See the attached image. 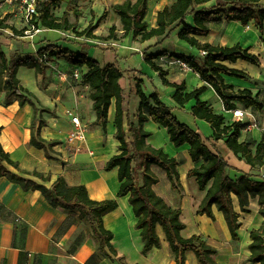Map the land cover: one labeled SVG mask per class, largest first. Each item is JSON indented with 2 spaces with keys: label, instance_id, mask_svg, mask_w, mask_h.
<instances>
[{
  "label": "crops",
  "instance_id": "0c3cea01",
  "mask_svg": "<svg viewBox=\"0 0 264 264\" xmlns=\"http://www.w3.org/2000/svg\"><path fill=\"white\" fill-rule=\"evenodd\" d=\"M60 4L52 8V15L60 19L67 15L68 23L76 22L75 31H83L90 23L95 24L103 11L111 5L122 4L125 0H59ZM176 0H147L144 22L147 29L156 28V15L169 8ZM215 6L210 1L204 8ZM200 8V7H199ZM198 8V9H199ZM73 12L80 13L76 19ZM216 22L207 24L206 36H195L200 44H210L219 47H232L239 45L242 49L257 58L256 65L237 60L235 63L223 62L225 66L239 70L246 75L245 79L223 76L225 84L232 86L233 92L248 90L252 97L264 106V30L260 34L254 22L246 27L236 21H228L222 16ZM0 20L2 26L14 28L23 35H16L7 27L0 28V52L6 59L18 56L21 59H38L37 52L43 47H50L49 51H66L77 54L84 51L87 57L98 51H111L114 55L111 61L100 63V66L122 64L121 59L126 58L129 64L125 69L127 75L122 74L118 80L122 94V110L128 113L132 123L136 125V114L140 100L135 94L134 79L141 84L142 92L149 96L156 92L161 102L172 112L174 108L186 111L189 115L193 101L183 107L173 100L175 90L164 86L157 72H154L144 61L145 56H160L155 64L167 73L165 79L169 83L184 84L185 92L204 87L199 100L205 102L215 114L222 115L224 126L234 122L230 111H225L219 97L213 89L202 82L191 69L182 70L173 56L191 57L196 60L204 58L205 54L180 41L177 38L179 29L172 33L169 39L153 37L140 41L139 36L133 38L131 34L123 36L119 18L108 12L106 18L93 31L96 38L76 37L73 30H50L38 27L37 33L30 32L27 23L14 8L2 4L0 1ZM186 25L193 26L192 16L185 20ZM115 28V40L102 41L97 37H107L110 28ZM174 45V47H173ZM84 48V49H83ZM94 49V51H93ZM93 52V53H92ZM42 62L46 64L43 78L36 76L33 69L21 66L17 69L16 79L19 85L33 94L42 107L53 112L54 117L42 113L41 118L45 126L40 131V137L45 141H56L58 144L49 152L47 159L42 150L30 146L32 109L29 105L20 107L14 100L10 105L4 106L3 94L0 93V145L8 153L9 158L18 165L20 173L12 167L6 168L15 176L36 185L49 188L53 181L62 177L67 185H83L88 197L94 201L115 200L116 210L103 217L104 228L112 233L111 244L123 258L126 264H174L168 244L159 228L156 229L161 247L150 250L146 255L141 254L142 242L139 232L134 229L135 218L128 203L127 196L117 198L119 183L116 169L106 172L104 167L109 158L117 154L118 143L114 140V100L107 113L106 133L95 122V114L88 99L89 91L78 81L77 86L71 79L74 70L85 72V68L75 67L64 59L51 58ZM111 56V55H110ZM137 59L132 63V59ZM93 60V59H92ZM123 62V64H126ZM118 66V65H117ZM119 67V66H118ZM138 73L144 77H138ZM81 74V73H80ZM127 79V92L122 87L123 79ZM148 79V80H147ZM77 80V79H75ZM244 80L245 82H239ZM134 82V83H133ZM264 83V82H263ZM74 84V86H70ZM133 86V87H132ZM236 109L246 113L242 121L245 124L240 133L238 142L257 143L264 135V107L261 112L245 109L241 104L234 103ZM66 112L77 115L86 125V142L79 153H74L65 145V138L70 123ZM191 121L190 128L196 129L203 140L212 137V130L203 121L186 117ZM54 126H57L54 129ZM188 126V125H187ZM126 128V127H125ZM143 129L150 133L146 143L153 148L162 149L170 158L176 160V171L179 177L180 190H172L163 171L151 167L153 173L159 178V183L152 186L154 193L162 198L166 204L181 211L180 219L184 224L181 236L188 238L193 235L202 237L217 251L218 264H251L247 261L249 256V232L257 229L261 224L258 215L256 199L250 200L249 212L239 213L236 231L238 240L232 241L221 213L213 209L214 221L206 216L197 215V209L204 197L193 178L186 174L197 168L201 161L192 163L188 156V146L175 148L168 140L165 130L158 124L148 121ZM222 158L229 165L228 177L235 180L241 174L250 175L253 180L264 181V164L252 169L243 160L235 157L225 146L220 137L214 143ZM38 172L49 181L34 177L31 172ZM236 206V202L234 201ZM0 264H112L100 258L95 251L93 241L89 238L87 228L78 218V213H66L60 209L52 208L38 191L26 189L24 186L10 182L0 177ZM185 264H198L194 254L185 255Z\"/></svg>",
  "mask_w": 264,
  "mask_h": 264
},
{
  "label": "trees",
  "instance_id": "16d2710c",
  "mask_svg": "<svg viewBox=\"0 0 264 264\" xmlns=\"http://www.w3.org/2000/svg\"><path fill=\"white\" fill-rule=\"evenodd\" d=\"M215 1V6L210 9L204 5ZM147 0H125L122 4L111 5L105 9L95 24H89L83 31H75L76 22L68 23L67 15L55 18L51 10L60 4L59 0H38L36 10L39 14L37 27L50 30H73L76 37L96 38L93 31L106 18L109 11L114 13L120 20L123 36L131 34L133 38L139 36L140 41H146L153 37H161V40L169 39L172 33L179 29L177 38L205 54L202 59H194L185 56H173L176 60L185 63L189 69L196 73L199 79L208 84L219 97L225 111L236 109L234 103L241 104L245 109L255 112L263 110V104L256 97H252L248 90L233 92L232 86L225 84L223 76L245 79L246 75L222 64L223 62L235 63L237 60L256 65L257 58L242 49L239 45L232 47L212 46L200 44L195 36H206L207 24L216 22L218 16L228 21L239 22L246 27L251 21L254 22L260 34L264 30V0H176L169 8H165L156 15V28L147 29L144 22ZM200 7V8H199ZM199 8V9H198ZM77 19L80 13L73 12ZM192 16L193 26H188L185 20ZM7 27L16 35H23L9 26ZM102 41L115 40V28L108 31L107 37H97ZM51 48L43 47L37 52L39 58L47 53V59H64L72 66L85 68L80 74V84L87 87L88 99L91 109L95 114V122L106 133L107 113L114 100V140L118 143L117 154L111 156L104 170L106 172L116 169L119 183L117 198L127 196L135 218L134 229L139 232L142 242L141 254L146 255L152 249L161 247L156 229L159 228L168 244L174 264H185V255L188 252L194 254L198 264H218L216 262L217 251L209 245L205 239L193 235L188 238L181 236L184 224L180 219L181 211L169 207L166 202L157 196L152 186L159 183V178L153 173L151 167L163 171L172 190H180L176 160L170 158L162 149L153 148L146 143L150 133L143 129V125L152 121L162 127L169 142L179 148L188 146V156L192 163L201 164L186 174L187 178H193L200 192H204L197 215L206 216L214 221L213 209L221 213L232 241H237L236 231L239 213L249 212L250 200L256 199L261 217V224L257 229L249 232L250 243L248 245L249 256L247 261L251 264H264V181L253 180L250 175L241 174L235 180L228 177L230 168L214 143L220 137L225 146L240 160H243L252 169L264 164V135L257 143L238 142L241 131L245 124L236 121L224 126L222 115L215 114L205 102L199 100L204 92V87L185 92V85L169 83L165 77L167 73L155 64L160 56H145V63L158 73L162 84L175 90L174 102L183 107L189 101H193L190 108L191 116L205 122L212 130V137L203 140L196 129L178 122L172 112L161 102L159 95L154 92L146 96L141 88L140 81L135 85V94L140 100L136 114V125L131 122L129 114L122 110V94L118 80L122 74L115 65L100 66L96 61L87 57L84 51L77 54H69L66 51H49ZM84 49V48H83ZM21 66L33 69L36 76L43 78L46 64L38 59L12 56L6 59L0 52V93L3 94V105H10L14 100L20 107L29 105L32 109L30 122L31 137L30 146L42 150L47 159L48 152L58 144L56 141H45L40 137V131L45 126L41 118L42 113H48L54 117L53 112L42 107L36 97L19 85L16 79L17 69ZM126 127V128H125ZM6 166L20 171L18 165L13 162L8 153L0 145V177L10 182L24 186L26 189L38 191L44 197L47 204L52 208L60 209L66 213H78V218L86 226L88 236L93 241L96 254L108 260L112 264H126L123 258L114 250L111 241L112 233L104 228L103 217L116 210L115 200L94 201L88 197L83 185L69 186L62 177L56 178L49 188L36 185L30 181L22 180L12 174ZM34 177L43 181H49L38 172H31ZM236 202V206L234 204Z\"/></svg>",
  "mask_w": 264,
  "mask_h": 264
},
{
  "label": "built area",
  "instance_id": "2783aa9c",
  "mask_svg": "<svg viewBox=\"0 0 264 264\" xmlns=\"http://www.w3.org/2000/svg\"><path fill=\"white\" fill-rule=\"evenodd\" d=\"M2 4H7L14 8L18 14L21 15V18L27 23L29 29L27 30L28 33L33 32L37 33L39 31L37 27V19H38V12L36 10V3L38 0H0ZM203 54H206L203 52ZM38 60L40 62L46 61V55L42 54ZM177 65L182 70H188V66L183 63L182 61L176 60ZM71 77L73 79L79 80L80 73L77 70H74L71 73ZM263 82H264V74H263ZM232 118L236 121H242L245 118L246 113L243 112L241 109H235L230 111ZM66 115L69 118V131L65 138V145L74 153H79L86 142V134L87 128L84 123H82L77 115H74L71 112H66Z\"/></svg>",
  "mask_w": 264,
  "mask_h": 264
},
{
  "label": "rangeland",
  "instance_id": "374dc122",
  "mask_svg": "<svg viewBox=\"0 0 264 264\" xmlns=\"http://www.w3.org/2000/svg\"><path fill=\"white\" fill-rule=\"evenodd\" d=\"M173 47H174V45H173ZM93 51H94V49H93ZM99 53H95V54H93L92 55V59L93 60H97V61H99L100 63H106V61H111V57L114 55V53L113 52H111V51H98ZM93 53V52H92ZM111 55V56H110ZM121 61H122V64H119V63H116L115 64V66L119 69H125V68H123V67H126L129 63L128 62H126V58H122L121 59ZM123 62H126V64H123ZM136 62H137V59L135 58H133L132 59V63H135V65H134V67H136L137 65H136ZM119 67H118V66ZM130 65V64H129ZM119 69V71L122 73V74H124V76L125 75H127V73H126V71H124V70H120ZM137 72V74H138V77H144L143 76V74H140V72L138 73V71H136ZM79 73H81L82 74V72L80 71ZM263 78V77H262ZM71 79H73V78H71ZM234 79H235V77H234ZM236 79H238V78H236ZM74 81H77V83H75L77 86H80V85H78V81H80V80H75V79H73ZM137 78H135L134 79V82H135V84H134V89H135V85H136V82H137ZM148 80V79H147ZM128 81H127V79L126 78H124L123 79V82H122V87H124V90H125V95H126V92H127V89H128V87H127V85H126V83H127ZM133 82V83H134ZM239 82H245L244 80H240ZM261 84H263L264 85V83L261 81L260 82ZM141 84V83H140ZM71 87L72 86H74V84H72V85H70ZM133 87V86H132ZM172 114L176 117V119L178 120V122H180V123H182V124H185V125H188V126H190V127H192L191 125V121L190 120H186V117H188V118H193L191 115H189L186 111H184V110H179V109H177V108H174L173 110H172ZM234 120V119H233ZM243 120V119H242ZM234 122H236V120H234ZM57 126H54V129L56 128ZM57 129V128H56ZM193 129V128H192Z\"/></svg>",
  "mask_w": 264,
  "mask_h": 264
}]
</instances>
